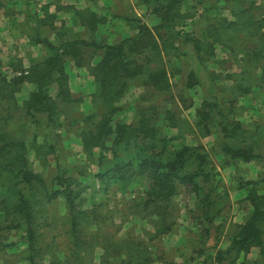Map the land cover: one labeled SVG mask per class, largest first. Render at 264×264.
Masks as SVG:
<instances>
[{
    "label": "trees",
    "instance_id": "1",
    "mask_svg": "<svg viewBox=\"0 0 264 264\" xmlns=\"http://www.w3.org/2000/svg\"><path fill=\"white\" fill-rule=\"evenodd\" d=\"M186 1L194 11H182ZM234 1L239 5L234 6L233 0H140L146 13L133 20L136 32L113 43L102 42L94 35L74 36L73 30L62 29L58 34L51 16L41 18L30 11L25 19L17 20L11 12L14 22L25 27L31 43L51 52L20 75L8 76L0 71V211L22 220L20 226L29 236L30 251L34 252L37 230L47 223V204L63 198L68 214L66 259L70 264H95L98 250L103 251V264H152L147 243L119 237V229L104 232L96 222L95 210L81 207L91 187L81 179L88 177L84 170H79L76 177L75 167L60 168L52 185L33 170L31 150H36L39 159L55 150L47 142L45 129L55 132L58 139L61 131L80 138L83 154L96 168L91 171L94 181L107 194L114 188L115 195H125L135 181L149 179L146 195L131 201L139 208L138 213L150 216L158 229L157 220L166 217L167 206L177 194V182L191 187L198 205H214L210 192H205L206 185L215 182L219 174L212 152L231 162H249L260 156L256 133L246 135L235 115L234 95L251 92L245 75L253 77L256 73L258 78V70L262 82L258 87L264 90V12L257 18L246 0ZM77 12L83 14L93 33L104 21L90 10ZM150 16L158 19L154 27L146 21ZM187 24L189 30L185 29ZM43 26L49 27L45 33ZM236 41L240 44L234 46ZM217 43L230 50L233 63L242 65L240 78L238 73L228 72L222 79L209 67L216 60ZM238 54L242 55L239 62ZM68 59L75 67L88 69L95 84L92 110H81L77 116H71L70 109L80 108L83 97L71 90ZM227 80L232 84L227 85ZM26 81L34 83L36 89L20 105L16 94ZM136 83L145 92L134 103V120L116 119L124 109L122 99ZM197 87L201 89V103L192 123L181 113L194 107L192 90ZM18 112L28 128L23 138L11 128ZM39 129H43L41 134ZM175 129L178 134H168ZM194 132L217 135L211 150L204 144L174 145L183 134ZM258 185L257 180L240 185L247 191L244 201L251 212L245 221L227 224L228 244L216 253L218 264H264V193ZM211 190L216 191L214 183ZM219 197L224 207L202 209L208 219L203 221L213 224L216 218H222L223 229L227 220L223 211L231 203L228 192ZM171 226L161 231L167 232ZM254 250L257 253L251 257ZM178 254L185 262L184 252ZM42 255L35 252L27 258L36 264L35 258Z\"/></svg>",
    "mask_w": 264,
    "mask_h": 264
},
{
    "label": "rangeland",
    "instance_id": "2",
    "mask_svg": "<svg viewBox=\"0 0 264 264\" xmlns=\"http://www.w3.org/2000/svg\"><path fill=\"white\" fill-rule=\"evenodd\" d=\"M246 4L252 5V13L257 18L262 16L264 0H246ZM233 5L238 6L239 4L233 0ZM189 10L194 11L191 8V3L186 1L183 3L182 11ZM15 11L12 12L13 16L22 20L25 19L23 12L17 14ZM225 14L230 19H233L229 11H225ZM146 21L153 27L158 23V19L154 16L146 18ZM16 23L14 22V28L11 26V22H2L0 20V71L8 76L20 75L30 65L51 54V52L45 51L42 45L31 43L30 39L25 35V27L20 26L21 22L16 21ZM185 29L189 30L190 26H186ZM118 39L120 40V38ZM101 41L114 42L108 38L101 39ZM235 44L239 45L240 41L234 42V46ZM230 53L228 48H224L217 43L216 60L213 61L214 63H209V67L219 72L222 79L228 72L238 73L240 78V73L243 70L240 63L239 65L233 63L235 59L231 57ZM241 56V54H238L237 61ZM74 67V63L68 59L66 63L68 74ZM81 70V72L89 75L88 69ZM252 71L254 72V70ZM258 72V78L256 73L253 77L249 74L245 75V84L251 86V92L243 95H234V112L238 120L243 124L246 135L256 133L259 147L256 152L260 156L249 162H231L227 161L222 154L212 152V158L216 166L215 170L219 174L216 181L213 182L214 186H216V191L212 192L213 183H210L206 185L205 192H210V197L214 199V205H198V200L191 187L177 182V194L167 206L166 217L162 220H157L160 229L154 227L150 216L144 217L142 216L143 213H138L139 208L131 201L138 196H145L151 181L149 179H138L125 195H115L114 188L107 194L101 189L100 183L94 181L91 171H95L96 168L88 162L83 154L80 138L74 133L61 131V137L58 139L55 132L45 129L44 131L48 133L47 142L52 144L55 150L51 154L48 153L45 157H40V159L36 150H31L29 158L32 168L35 172L40 173L49 185H52L54 178L60 172V168L75 167L73 174L76 177H78L79 170H84L83 172L88 177L85 178L83 176L81 179H84V182L90 184L91 187L85 192L81 207L95 210L96 222L104 227V232L110 233L119 229L117 236L129 239L136 238L147 243L149 247L148 253L152 256V264H165L166 261H168L166 264H218L216 253L220 248L226 247L228 244L227 235L230 231H227V224L229 221L232 223H239L241 220L245 221L251 212L249 204L244 201L247 191L240 189V185L245 183L246 180H257L259 181L260 193H264V90L258 87L262 83L260 81V70ZM72 75L74 76L75 73ZM85 78L86 76L82 75L81 81H79V78L74 79L70 84L71 90L74 89V95L77 97L83 95L79 91H85L86 89L89 91L90 85ZM226 84L230 85L232 83L227 80ZM35 89L36 85L34 83L24 82L22 89L16 94L19 104L21 105ZM55 89L56 87H54L53 93H55ZM144 92L145 89L139 83L133 84L120 103L121 106H124V109L119 113V116L129 122L133 121L135 117L134 103ZM192 93L195 98V105L191 109L183 110L181 115L193 123L196 109L201 103V89L197 87L192 90ZM78 107L79 105H77L76 110L70 109L71 116H77L81 113V107ZM11 128L17 133L16 135L19 138L26 137L28 134V128L19 112L12 120ZM42 130H38L40 134ZM168 134L176 135L178 131L176 129L168 130ZM216 138V134L202 136L196 132L185 133L182 137L175 140L174 145L194 146L204 144L211 150ZM41 141L42 138H39V142ZM46 149L48 150L47 147ZM45 160H48V163H44ZM227 192L230 196L231 205L229 209L226 208L223 211L227 216V220L225 227L221 229L223 219L216 218L214 223L210 224L206 222L208 219H206L207 215L204 217V212L206 208L219 210L224 207L219 194L222 196L227 194ZM47 209V223L37 230L38 236L34 244V252L29 250V236L24 231V228L20 226L22 220L17 216L0 211V264H34L27 257L34 255L35 252L43 253L41 257L35 258L34 262L36 264H70L66 259V249L69 246V241L67 236L68 214L64 199L59 198L52 201L47 204ZM202 209H204V212ZM203 218L206 221H203ZM168 224H172L171 228L167 232H162L161 228ZM206 227L209 229H205ZM102 252V250L97 251L95 264H103V259H101ZM180 252H184L186 255L187 259L185 262L179 256L178 253ZM256 253L257 251L254 250L250 256L254 257ZM176 254L178 257L175 256Z\"/></svg>",
    "mask_w": 264,
    "mask_h": 264
},
{
    "label": "crops",
    "instance_id": "3",
    "mask_svg": "<svg viewBox=\"0 0 264 264\" xmlns=\"http://www.w3.org/2000/svg\"><path fill=\"white\" fill-rule=\"evenodd\" d=\"M14 9L17 14L23 12L26 15L32 11V13L37 14L41 18L46 16L53 17L55 26L58 27L56 28L57 33L61 32L62 29L65 31L73 30L72 35L74 36L90 37L94 35L98 40L108 38L114 42L118 41V38L121 39L134 34L136 30L135 21L133 20L136 17H143L146 12V7L140 3V0H0V20L2 22H11L13 27L14 17L8 13L11 14ZM86 10L92 11L104 20L103 23L98 25L95 33L92 32L91 26L88 23L86 24V19L81 17L83 14L80 15L77 12L84 13ZM17 20L22 19L19 18ZM28 28L30 30L29 24ZM47 29H49L48 26L42 27L44 33ZM54 36H56V33H53L52 37L54 38ZM81 71L80 68L74 67L69 73L70 84L72 80L79 78V81H81L82 75L86 76L85 79L90 85L89 91L86 89L85 91H79V93H83L81 110L88 112L93 108L91 94L94 92L95 86L93 77ZM73 73H75L74 76L72 75ZM120 118L124 119L121 116L116 117V119ZM243 221L241 220L239 223Z\"/></svg>",
    "mask_w": 264,
    "mask_h": 264
}]
</instances>
